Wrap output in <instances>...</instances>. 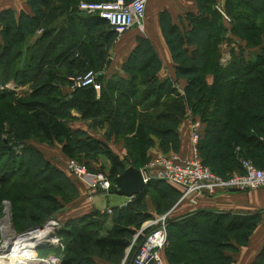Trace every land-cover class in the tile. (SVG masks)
Returning <instances> with one entry per match:
<instances>
[{"label": "trees", "instance_id": "1", "mask_svg": "<svg viewBox=\"0 0 264 264\" xmlns=\"http://www.w3.org/2000/svg\"><path fill=\"white\" fill-rule=\"evenodd\" d=\"M27 1L34 15L24 11L17 13L13 9L0 13V86L16 81L33 89L29 97L14 102L25 111L24 115L15 112L20 124L16 137L23 140L32 132L48 142H61L64 153L75 160L80 159L83 149L89 152L101 149L110 163L109 174H106L114 181L128 166L140 168L136 162H131L133 152L129 149L131 161L128 164L105 141H85L71 136L68 126L73 110L82 117H100L101 127L109 126L111 130L107 137H126L127 132L135 131L145 136L179 139L176 129L190 104L195 117L204 124L199 155H203L206 162L212 164L213 158L224 157L237 163L238 172L243 171L241 159L264 167V158L260 156H264V0H226V8L233 17L232 34L242 41L240 43L227 38L221 15L214 8L216 0H197L202 14L192 16L194 30L189 36L175 29L167 13L162 15V29L176 63L177 75L188 79L184 94L170 80L158 78L162 62L150 41L145 39H140L123 64L124 75L111 78L100 75L97 79L100 90L94 86L73 89L70 77L82 75L93 67L101 71L106 62L98 42L101 29L107 32L108 41L113 42L116 37L114 30H108L112 26L106 20L82 12L78 6L81 1L112 0ZM61 17L69 19L71 24L56 25ZM225 41L235 44L231 50L233 60L221 67L219 58ZM256 48L255 57L248 56L249 51ZM209 75L214 76L212 83L207 80ZM66 88L68 93L64 91ZM13 94L9 89H0V101ZM168 140L173 141H165ZM25 152L19 156L10 146L0 144V161L5 155L8 159L0 162V191H4L5 185L17 186L20 183L17 179H25L19 184L22 193L17 186L13 188L15 195L7 196L13 205L14 224L16 218L20 220L19 210L26 200L30 199L39 207L50 204L49 211H57L61 206L57 194L47 188L48 183L54 186L59 183H54L47 175L58 170L36 171V162L31 159L30 152ZM28 178L30 180L26 181ZM152 188H158L163 197L175 195L177 200L174 199L170 210L181 197L180 189L174 185L155 180L127 205L113 209L108 229L107 214L101 213V234L99 229L92 228V219H72L67 253L61 264H127L135 259L139 247H133L132 239L144 220L152 217L142 209ZM34 213L32 210L34 216L28 226L36 228L43 225L44 215ZM260 219L256 213L198 209L182 217L172 216L168 227L170 240L165 248H169L167 262L233 264L237 245L247 244ZM25 229L30 228L21 227L20 231ZM231 238L237 245L230 243ZM93 253L101 258V263L90 255ZM253 264H264V249Z\"/></svg>", "mask_w": 264, "mask_h": 264}, {"label": "rangeland", "instance_id": "2", "mask_svg": "<svg viewBox=\"0 0 264 264\" xmlns=\"http://www.w3.org/2000/svg\"><path fill=\"white\" fill-rule=\"evenodd\" d=\"M219 2L223 4L215 3L214 8L220 13L221 19H222L221 22L223 26L225 27L227 34L232 35L233 17L230 15L228 9L226 8V3L222 1H219ZM217 7L224 10V12L228 15V17L232 21L228 22L227 19L222 15V13ZM184 16H185V22L182 19L181 25L180 23L174 24L176 25L174 27L175 29L178 28L180 30V34L189 36V35H192L193 30H194V25L192 21L193 13H186L183 15V17ZM171 21L173 23L172 19ZM169 26L170 25H168V27ZM145 28H146V24H145ZM1 29L2 27L0 25V32H1ZM162 33L165 36V31H163ZM232 37H234L233 39H238L235 36H231V38ZM237 41L239 43L242 42L240 40H237ZM243 43L247 45L245 41ZM234 45H235L234 43L232 45H230L229 43L222 44L221 55L219 58V63L221 67L227 66L233 60L232 52L230 51V49L231 47H234ZM227 52H229L230 59L229 60L227 59L225 61L228 55ZM249 53H248V56H250L251 58L255 57L253 50L249 51ZM167 79L170 80L175 87L177 86V83L174 77H171V78L169 77ZM186 81L188 83L187 78H186ZM4 88L11 90L14 94L13 96L9 98L7 99L5 98L0 101V128L2 127V129H0L1 131L0 132V144H5V145L10 146L11 148L14 149L16 154H18L19 156L22 154L25 155L26 154L25 151H28V153L30 152L31 159H33V161L36 162V165H35L36 171L46 170V172H48L50 170H55V171L56 169L58 170L57 171L58 173L55 172L51 174L50 172H48L47 175L52 180H54V183L55 182H59V183H56L57 186H54L52 183H48L47 188H49L51 192H53L54 194H57L58 196L57 198L61 206L59 207L57 211H53V210L49 211L50 204L46 203L39 207L35 205L33 202H31L30 199L26 200L25 201L26 203L22 202L23 207L20 208L19 210V215L21 216L20 220L16 218L17 223L14 224L13 205H12L11 200H9L7 196L15 195V190L13 188L17 186L20 187V190L22 193L21 185L19 184L25 179L24 180L17 179V181L20 182L17 186L11 187V186L5 185L4 186L5 192L2 190L0 191V247L4 246L7 241L9 243H7L5 249L7 250V252H8V249L10 251V248H12V244L14 243V241L18 239L20 235H22L23 233H26L29 230L35 229L33 228L35 225L28 226L29 224H32L31 218L34 216L32 215V210H34L35 211L34 214L44 215V222H43V225H41L43 227L42 229L48 228L49 226H53V228H55L54 230L55 234L54 236H51L54 242H45L42 245L37 246L40 248L37 249V247H35L31 249L30 254H34L42 258L47 257L48 259L54 256L57 259L59 258V262L57 264H61L62 260L64 259L67 253V243L70 239V234H68L70 233V231L68 230L69 222L72 219H78V218L80 219L84 217H86L85 220L89 218L92 219L94 221L92 223L94 225L92 228L99 229L98 230L99 234H101V213L107 214L106 215L107 222L111 220L110 217L112 216L113 211L112 213H108L107 211L109 208H106L104 211L101 212V200L100 199H101V192H104V191L101 190V186H97L95 188L92 187L93 177H97L101 173L108 176L106 173L109 172L108 171L109 160L101 149H98L97 151H94V152H89L88 150L83 149L80 151V154H81L80 159L75 160V159H71L64 153L63 151L64 144L61 142H58V141L48 142L45 139H43L40 135L33 134L32 132H30L27 138L23 140L16 137L17 136L16 133H20V129H19L20 124L18 122V118H17L18 116L16 115L15 112H18V114L20 112V115H22L25 111L24 109H20L16 107L14 102L16 103L15 100L24 99V98L29 97L33 89L31 88L30 85H21L17 83L16 81H11L8 84H6V86H0V89H4ZM185 89L184 91H182L183 93L180 90L178 91L184 94ZM64 91L68 93L67 90H64ZM189 114L191 115L192 118H194L195 115L193 113L192 105L190 104L186 109V113L183 119ZM72 115L73 117L70 118L69 126H68L72 134L71 136H73L74 138L78 137L85 141H89V140L105 141L109 145L110 149L113 152H115L121 159H123L124 161H127L128 164L131 161V159H129L130 157L129 149H130V151L133 152L132 153L133 159L131 162H136L140 168L142 167L144 168L157 155L179 153L180 151L181 136L177 129L181 123L177 126V129H176L179 139L173 138V136H170L169 138H163L161 137V135L145 136L142 133L137 134L135 133V131L134 133H131L130 131L127 132L126 137L122 135L117 136V137H114V136L107 137L106 135L107 132H110L111 130L109 126H105V128L101 127L100 117H96V118L82 117L81 113H79L77 110H73ZM192 122L193 121L191 119V122H189V124L191 125V128H189L191 131V136H192L193 126L196 123H201L202 121L200 119V121H197L194 124ZM166 139H172L175 143L171 140L165 141ZM120 142H121L120 146L122 145L125 153H123L122 149L115 147V145ZM177 145H178V148H177ZM190 148L192 149V138H190ZM119 150L121 153L120 155L118 154ZM199 156L202 162L204 164L206 163L205 165L210 167L212 170H214L215 167H217L219 170L215 169L216 171L214 170V173H216L218 176H220L221 178L225 180L232 178L233 175L239 171V167L237 166V163L235 164L234 162L227 161V159H225L224 157L223 158L226 161L223 160V158L221 159V157H217V158H213L215 162L211 164L205 161V157L203 155L201 156L200 154ZM260 156H262L261 159L264 158L263 155H260ZM6 160L8 159L5 155V157H3L0 162L4 163ZM46 164H49V165H46ZM76 165L78 166L82 165L86 167L87 173H88V176L86 178H81V176L78 174V172L75 169ZM257 165L260 166L261 164L259 163ZM28 180L30 179L28 178L26 181ZM112 182L114 184V181ZM26 188H30V185L26 186ZM56 188H59L60 191L58 192L57 191L58 189ZM157 189L158 188L150 189L148 196L145 198L143 202L142 209L144 211L147 210L149 213H151L152 217L144 220L142 226L136 231L137 233L132 239V245H134L133 247H139L140 249L142 245L141 241L143 237H146V235L151 231L152 225L150 224L151 223L150 221L158 218L159 216L169 211L170 208L175 203V201L177 200L175 195H165L166 197H163L161 192L158 191ZM230 190L240 191L236 188H232ZM18 191L19 189L16 190L17 194H18ZM32 192H34V190H32ZM109 193H113V190L110 191ZM26 197L28 196L26 195ZM175 198L176 200H174ZM130 200L132 201L133 199H130ZM89 205H90V208H89ZM192 206L195 207V205H192ZM173 208L171 210H173ZM80 209H84L86 213L83 212L85 214L83 213L76 214V216L74 215L72 219L69 218L71 216V213L76 212ZM113 209L114 208H112V210ZM150 210L153 213L150 212ZM98 224H100V227H98ZM21 227L22 228L25 227L28 229L30 228V229L29 230L25 229L27 231L24 232L25 230L20 231ZM6 228L8 229V231H6L7 230ZM168 239L170 240V235H168ZM178 239L179 238L177 237L176 238L177 244L179 242ZM169 240H168V244H169ZM165 248L161 251V258L164 264H169L167 262V256H166L167 252L169 251V248L166 250ZM3 252H6V251L0 248V255ZM90 255H94L95 261L98 263H101V258L96 253H93ZM134 260L135 259L132 258L130 261L127 262V264H133Z\"/></svg>", "mask_w": 264, "mask_h": 264}, {"label": "crops", "instance_id": "3", "mask_svg": "<svg viewBox=\"0 0 264 264\" xmlns=\"http://www.w3.org/2000/svg\"><path fill=\"white\" fill-rule=\"evenodd\" d=\"M219 1L226 3V0H216L215 3L223 4ZM7 9H13L17 13H21L22 11H24L27 14L34 15L27 0H0V13ZM165 13H167L173 20V24L180 23V25L182 19L185 22V16L183 17L184 14L193 13L194 16L202 14L201 7L197 0H148L145 28L146 30L144 29V31H142L139 27H134L133 29L125 33L119 41H116L115 39L113 40V42H110L111 40H107V32H104V29H101V36L99 37L98 42L101 45V55L104 59H106L105 64L101 66V76L111 78L117 75H124V72L122 70L123 64L133 53L134 49L138 46L140 39H145L150 41L154 50L159 56V59L162 62V67L158 73V78L161 80H165L169 77H174L177 83V89L181 92L184 91L188 83L185 78L178 77L173 54L166 41L165 36L162 33L163 29L161 25V17ZM62 24L67 26L70 25L71 22L69 19L66 20V17H61L57 21L56 25ZM108 30L112 32L113 29L108 28ZM39 35L40 32H38L37 37ZM85 35L83 36V38L85 37ZM226 36L227 38H231L233 34H227ZM233 38L234 37H232L231 39ZM224 43L228 42L225 41ZM232 48L233 47H231L230 51L232 50ZM253 51H255V56L258 48L253 49ZM207 80L209 83H212L214 80V76L209 75L207 77ZM66 90H68V88H66ZM191 119L193 121V124L197 121H200L199 117L194 116V118H192L189 114L182 120L177 129L181 136V147L179 154L184 157L193 156V150L190 148L191 131L189 128H191V125L189 124V122H191ZM200 124L202 125L201 129H203L204 124L202 122ZM120 144L121 142L117 143L115 147L122 149L123 153H125L122 145L120 146ZM118 154H121L120 150L118 151ZM109 167L110 163L108 168ZM139 169H143V167ZM130 199L126 196L117 195L114 192H101V212L106 208L112 209L115 207H123L128 202H131ZM176 205L173 208V217H182L183 215L185 216L188 213L194 212L196 209L211 210L216 212L235 211L242 213L259 214L261 218L260 222L257 228L251 234L246 245H237L235 240H233L232 238L230 239V243L239 246L238 252L234 254L235 256L233 264H253L256 260V257L264 249V189L250 191H221L215 195H205L201 197L199 200V204L195 207L190 205L189 203H183L177 206ZM83 212L86 213L84 209H80L76 212L71 213V216L69 218L72 219L74 215L76 216V214H80ZM111 224V220L108 221L106 228L108 229ZM105 233L106 231H104L103 234Z\"/></svg>", "mask_w": 264, "mask_h": 264}, {"label": "built area", "instance_id": "4", "mask_svg": "<svg viewBox=\"0 0 264 264\" xmlns=\"http://www.w3.org/2000/svg\"><path fill=\"white\" fill-rule=\"evenodd\" d=\"M148 0H112V1H81L78 8L87 14L99 15L106 20L116 33V41L133 29L139 27L145 29L147 18ZM228 22L232 20L221 8L217 7ZM225 61L229 58V52ZM101 71L89 69L86 73L71 78L72 88H84L94 86L101 89L98 77ZM192 157H184L179 153L160 154L154 157L143 169L146 183L154 180H164L181 191V197L177 205L188 202L197 206L201 197L215 195L221 191L236 188L240 191L264 189V167H258L252 160L241 159L243 171L236 172L232 178L223 179L205 165L199 156V143L202 138L201 124L196 123L192 130ZM81 178L88 176L85 166H75ZM101 186V190L109 193L114 188L113 182L108 176L101 173L92 178V187ZM176 205V206H177ZM108 209V213H112ZM172 211L151 220V231L146 235L134 264H164L161 251L167 246L169 235V223L172 219ZM140 234V233H138ZM59 258L52 256L50 264H57Z\"/></svg>", "mask_w": 264, "mask_h": 264}, {"label": "bare ground", "instance_id": "5", "mask_svg": "<svg viewBox=\"0 0 264 264\" xmlns=\"http://www.w3.org/2000/svg\"><path fill=\"white\" fill-rule=\"evenodd\" d=\"M42 228L43 227L40 226L20 235L18 239L12 244L10 251L8 249V252L5 248L9 242L6 241L5 245L0 247L6 251L0 255V264H47V262L50 264V257V259H48L47 257L42 258L38 257L37 255L30 254L31 249L42 245L45 242H54L51 236L55 228H53V226H49L45 229ZM6 231H8V229Z\"/></svg>", "mask_w": 264, "mask_h": 264}, {"label": "water", "instance_id": "6", "mask_svg": "<svg viewBox=\"0 0 264 264\" xmlns=\"http://www.w3.org/2000/svg\"><path fill=\"white\" fill-rule=\"evenodd\" d=\"M146 187L147 183L142 169L132 165L128 166L122 174L114 179V193L117 195L134 198L143 193ZM54 234L55 232L52 233V236Z\"/></svg>", "mask_w": 264, "mask_h": 264}]
</instances>
